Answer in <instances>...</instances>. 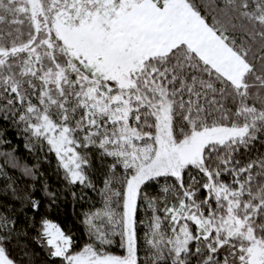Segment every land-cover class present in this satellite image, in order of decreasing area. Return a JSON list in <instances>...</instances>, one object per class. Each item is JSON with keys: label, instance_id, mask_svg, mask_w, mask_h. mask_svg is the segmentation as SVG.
<instances>
[{"label": "snow or ice", "instance_id": "1", "mask_svg": "<svg viewBox=\"0 0 264 264\" xmlns=\"http://www.w3.org/2000/svg\"><path fill=\"white\" fill-rule=\"evenodd\" d=\"M0 264H264V0H0Z\"/></svg>", "mask_w": 264, "mask_h": 264}, {"label": "trees", "instance_id": "2", "mask_svg": "<svg viewBox=\"0 0 264 264\" xmlns=\"http://www.w3.org/2000/svg\"><path fill=\"white\" fill-rule=\"evenodd\" d=\"M60 220H61L62 224H64L67 227H72L73 226L70 214L68 216H61Z\"/></svg>", "mask_w": 264, "mask_h": 264}]
</instances>
